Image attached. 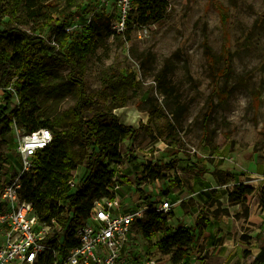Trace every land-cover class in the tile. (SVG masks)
Returning a JSON list of instances; mask_svg holds the SVG:
<instances>
[{"label":"rangeland","instance_id":"1","mask_svg":"<svg viewBox=\"0 0 264 264\" xmlns=\"http://www.w3.org/2000/svg\"><path fill=\"white\" fill-rule=\"evenodd\" d=\"M71 1L73 6L62 5L65 16L54 18L69 22L66 30L78 40L83 27L101 24L99 47L83 61L84 70L76 68L87 93L104 85L109 94L126 96L124 104H114L112 113L120 123L137 129L134 138L119 144L118 156L109 164L122 165L118 175L127 195L135 200V178L148 160L174 165L162 167L160 177L150 183L151 192L145 189L152 201L166 197L176 203L168 224L193 226L197 218L203 219L184 264H248L255 257L264 261V215H248L264 180V0H168L165 16L134 29L127 41L115 36L98 0ZM2 20L8 27L18 23L19 30L32 33L26 17L13 20L7 14ZM55 31L53 26L35 34L51 41ZM69 73V65L59 63L47 84L30 90L35 120L61 115L74 106L76 85ZM1 74L0 69V78ZM3 83L6 91H13L21 82L6 74ZM5 96L0 86V109ZM104 105L108 102L93 97L85 117ZM24 133V128L11 125L9 133L0 136V151L8 161L4 177L20 167L16 148ZM132 156L134 164L129 161ZM83 171V164L74 171L76 181ZM243 186L254 192L235 207L234 212L242 214L225 215L237 204L230 203L228 192ZM146 219L147 215L142 221ZM233 223V235L226 238L229 246H221L225 230L219 226L229 230ZM133 228L138 248L155 249L158 233L148 237L138 223ZM218 228L221 235L213 243ZM156 254L163 253L157 248Z\"/></svg>","mask_w":264,"mask_h":264},{"label":"trees","instance_id":"2","mask_svg":"<svg viewBox=\"0 0 264 264\" xmlns=\"http://www.w3.org/2000/svg\"><path fill=\"white\" fill-rule=\"evenodd\" d=\"M137 1L135 25L128 27L122 34H116V37H123L127 41L134 29L157 22L165 16L168 0ZM63 4L73 6L71 0H0V86L6 92L5 103L0 109V136L8 134L11 125L24 128L25 133L41 127L52 131L53 140L38 154L36 169L23 179L21 197L33 204L41 221L50 222L55 219L62 230L69 231L87 218L95 199L109 195L107 186L113 175L112 170L108 168L109 164L118 156L119 144L134 138L137 129L120 123L112 113L114 104H124L126 96L122 94L115 97L108 93L107 86L104 85L100 90L87 93L83 74L77 72L76 68L84 70L83 61L99 47L101 24L91 23L83 27L82 39L78 40L73 32L66 30L69 22L54 18L65 16L66 9L62 8ZM7 14L13 20L26 17L32 25V33L19 30L18 23L8 27L2 20ZM226 18V14H222L223 22H226ZM53 26H56L53 39L45 41L41 33ZM37 31L41 33L35 34ZM16 32L19 34L14 37ZM205 55L210 59L208 49L205 50ZM78 59L82 61L79 66ZM62 62H66L70 67L69 75L76 85L77 100L74 106L63 114L37 121L35 112L31 109L33 100L29 92L40 84H47L53 68ZM225 62L229 63V59ZM6 74L10 78L17 77L20 80L18 90L6 91L7 85L3 83V76ZM214 93L213 91L212 94ZM15 96L17 102L14 100ZM93 97L103 103L108 102V105H104V109L97 110L87 118L84 109ZM107 117L110 121H106ZM206 121L203 138H207ZM156 130L159 134L162 133L159 126H156ZM129 161L134 164L136 157L132 156ZM7 164L6 156L0 151V190ZM82 164V176L74 187H70L68 181ZM173 166H163L159 161L152 163L148 160L143 172L135 178V200H144L151 207L146 213V221H138L141 231L148 237L150 233L161 232L163 236L158 239L156 246L163 254L170 255L171 262L176 264L182 259L184 262L190 259L192 245L196 239L195 230L201 226L203 219L197 218L193 226L178 225L176 229H172L167 221L175 216L174 211H158L159 201H152L151 195L140 187L142 181H153L160 177L162 167ZM253 192V187L243 186L240 190L228 192V199L232 203H244L246 196ZM256 198L260 204H264V180ZM74 245L76 241L72 239V233L65 234L62 249L65 251ZM262 262L255 257L248 264ZM45 264H50L49 258Z\"/></svg>","mask_w":264,"mask_h":264},{"label":"built area","instance_id":"3","mask_svg":"<svg viewBox=\"0 0 264 264\" xmlns=\"http://www.w3.org/2000/svg\"><path fill=\"white\" fill-rule=\"evenodd\" d=\"M98 1L106 9L104 16L116 34H122L135 25L137 0ZM145 26L141 25L140 28L144 29ZM52 140V131L45 127L24 133L16 148L21 160L20 167L2 177L0 264H45L47 258L50 264H174L170 255L156 254V244L154 246L157 248L144 251L134 241L133 227L151 207L144 200H131L127 195L122 178L118 175L122 173L118 172L123 168L121 164L113 163L112 167H108L113 172L107 186L109 195L95 199L87 218L73 226L71 231L62 230L55 219L43 222L38 218L33 204L21 197L23 179L36 169L38 154ZM77 183L73 173L68 185L74 187ZM150 183L149 179L144 180L140 187L145 191L147 187L151 192ZM227 186L223 185L224 188ZM175 204L165 197L160 199L157 210L175 212ZM168 225L172 229L177 227L175 224ZM70 232L76 245L64 251V236ZM158 235L160 238L163 236L161 232ZM176 264H184V260Z\"/></svg>","mask_w":264,"mask_h":264},{"label":"crops","instance_id":"4","mask_svg":"<svg viewBox=\"0 0 264 264\" xmlns=\"http://www.w3.org/2000/svg\"><path fill=\"white\" fill-rule=\"evenodd\" d=\"M257 199V198H256ZM183 200V202H185L186 203V198H183L182 199ZM216 203V202H215ZM231 203V202H230ZM214 204H212L211 205V207L213 206ZM229 205H231V204H229ZM239 203H237L235 206H233V212H232V209H231V212L229 213V214H225V215H237V213H239V215H241L242 214V212H234L235 211V207H239ZM183 214L184 215H187L185 212H183ZM176 215H182V214H177L176 213ZM248 215H264V204H260L259 202H258V200H256V202H254V204L252 205V207H249V214ZM219 227H221V228H223V230H225V239L223 238L221 241L223 242L222 243V245L221 246H224V247H226V246H229V242H230V240H228V239H226V238H228L229 236L227 235V234H231V235H233V233L232 232H234V223L233 224H231V227H230V229L228 230V229H225L224 227H222V225H220ZM221 235V230L218 228V230H217V233H216V235H215V238H214V240H213V243L215 242H217V240H218V238H219V236ZM224 240V241H223ZM241 241H238L237 242V244L238 245H241ZM226 251H228V249L226 250ZM228 255V252H226V254L224 255V257L225 256H227Z\"/></svg>","mask_w":264,"mask_h":264},{"label":"bare ground","instance_id":"5","mask_svg":"<svg viewBox=\"0 0 264 264\" xmlns=\"http://www.w3.org/2000/svg\"><path fill=\"white\" fill-rule=\"evenodd\" d=\"M223 228H221V230H222Z\"/></svg>","mask_w":264,"mask_h":264}]
</instances>
